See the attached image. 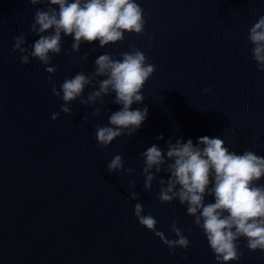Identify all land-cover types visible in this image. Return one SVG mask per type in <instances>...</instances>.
<instances>
[{"label":"water","instance_id":"water-1","mask_svg":"<svg viewBox=\"0 0 264 264\" xmlns=\"http://www.w3.org/2000/svg\"><path fill=\"white\" fill-rule=\"evenodd\" d=\"M137 3L144 10V34L125 32L122 41L103 48L98 41L85 43L79 52H71L73 37L65 36L61 53L46 66L36 58L22 64L12 49L17 35H25V47L38 39L31 24L36 9L47 5L0 0V264H218L186 206L156 199L158 180L167 174L157 175L150 192L144 189L139 153L153 144L165 150L169 138L196 144L209 136L224 139L237 154L248 149L264 156V71L258 70L247 41L249 28L264 15V0ZM130 45L156 66L142 89L143 103L131 106L147 105L148 115L134 135L98 147L97 126L108 125L111 112L120 108L111 102L114 93L104 97L103 105L85 106L77 98L68 115L52 84L59 89L76 73L92 72L99 55L120 58L121 52L131 51ZM91 47L97 51L81 59ZM53 65L56 72L48 73L46 67ZM91 90L85 87V98ZM94 107L101 115H92ZM56 112L60 115L53 120ZM117 154L134 174L122 169L109 175L107 163ZM129 181H135L134 189ZM257 183L264 184V178ZM130 190L140 198L128 199ZM209 201L214 197L207 196ZM136 203L169 239L176 238L170 226L179 218L177 227L189 247L170 254L138 222ZM245 243L239 240L243 255L229 264H264V252L250 251Z\"/></svg>","mask_w":264,"mask_h":264},{"label":"clouds","instance_id":"clouds-1","mask_svg":"<svg viewBox=\"0 0 264 264\" xmlns=\"http://www.w3.org/2000/svg\"><path fill=\"white\" fill-rule=\"evenodd\" d=\"M32 5L46 4V8H37L31 24V31L38 36L33 44L25 47L24 34L14 38L13 51L20 54V62L28 64L31 58L49 65L52 56L62 51V40L72 36L71 52H79L82 44L99 43L101 48L109 43L124 39L125 32L144 34V10L137 0H28ZM54 6H58L54 7ZM255 10H251L253 14ZM149 41L151 35L148 36ZM247 41L253 45L251 54L258 70L264 71V15L249 28ZM151 47L149 43L147 45ZM131 51L121 52L120 58L104 53L94 61V70L90 73L78 72L72 78L65 79L59 89L52 84V93L64 103L61 110L72 115L71 103L80 98L85 106L105 103L104 97L114 93L112 104L119 105L118 111L111 112L108 125L97 126L95 133L97 146L107 148L121 135L132 136L138 132L148 115V107L132 110V105L142 104V89L155 71V64L148 63L143 51L129 46ZM91 47L81 59L96 52ZM65 55L71 53L65 50ZM6 62V58H4ZM54 74L56 66L46 67ZM103 77L102 79H100ZM51 82V76L49 77ZM91 87L86 98L84 90ZM210 89L205 88L204 92ZM60 113L52 114V119ZM93 116L101 115V109L94 107ZM89 117L85 115L84 121ZM163 139V133L157 136ZM162 150L153 144L140 152L144 160L142 175L144 189L151 191L153 181L160 173L159 191L156 199L160 203L178 200L186 206V213L194 217V224L206 236L218 264L239 261L243 255L239 240L243 238L245 247L250 251L264 252V184L257 182L264 178V156L245 149L243 154L230 151L224 139L201 136L196 144L192 139L183 142V138L166 141ZM107 172L111 175L118 170L134 174L132 167L124 168V158L115 155L107 163ZM129 188H135V181H129ZM214 197V202H206V197ZM140 193L131 191L130 200H138ZM144 213L141 203L134 206L138 222L152 231L168 246L170 254L177 247L187 249L189 239L183 230L177 227L179 218L173 219L170 230L175 239H169L164 232L157 230V220ZM186 259L187 257H182Z\"/></svg>","mask_w":264,"mask_h":264}]
</instances>
